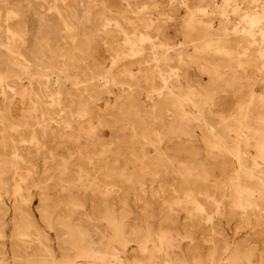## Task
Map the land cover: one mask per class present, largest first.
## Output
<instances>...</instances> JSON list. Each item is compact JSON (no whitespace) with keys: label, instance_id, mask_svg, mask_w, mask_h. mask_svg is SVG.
Returning a JSON list of instances; mask_svg holds the SVG:
<instances>
[{"label":"rangeland","instance_id":"rangeland-1","mask_svg":"<svg viewBox=\"0 0 264 264\" xmlns=\"http://www.w3.org/2000/svg\"><path fill=\"white\" fill-rule=\"evenodd\" d=\"M263 3L0 0V264H264Z\"/></svg>","mask_w":264,"mask_h":264},{"label":"bare ground","instance_id":"bare-ground-1","mask_svg":"<svg viewBox=\"0 0 264 264\" xmlns=\"http://www.w3.org/2000/svg\"><path fill=\"white\" fill-rule=\"evenodd\" d=\"M126 1V0H125ZM256 2H258V1H256ZM144 5H145V3H143ZM262 4V3H261ZM260 4V5H261ZM264 4V3H263ZM6 5V4H5ZM256 6V5H255ZM262 7V6H261ZM9 9V8H8ZM260 9H263V8H260ZM8 12V11H7ZM132 13V12H131ZM225 13V12H224ZM10 16V15H9ZM3 19V18H2ZM5 19V18H4ZM245 20V19H244ZM246 20H247V17H246ZM249 20L250 21H257L256 20V18L254 17V18H249ZM249 20H247L248 22H249ZM21 21V20H20ZM6 22V21H5ZM3 23V22H2ZM11 24V23H10ZM24 24V23H23ZM237 24V23H236ZM249 25V24H248ZM24 26H26V25H24ZM23 26V27H24ZM247 26V25H246ZM250 26V25H249ZM259 28V27H258ZM8 29V28H7ZM65 29V28H64ZM253 29V28H252ZM5 30H6V28H5ZM10 30V29H9ZM246 30V29H245ZM244 30V31H245ZM262 30V29H261ZM1 31V30H0ZM241 32V31H240ZM237 33V32H236ZM132 34V33H131ZM238 34V33H237ZM11 35V34H10ZM7 36V35H6ZM63 36V35H62ZM146 37V36H145ZM145 37H141V40L143 41L144 40V38ZM261 37V36H260ZM146 39H148V38H146ZM6 41V40H5ZM239 41V40H238ZM7 42V41H6ZM140 42V41H139ZM23 43V42H22ZM141 43V42H140ZM251 44V43H250ZM249 44V45H250ZM54 46V45H53ZM130 46H131V49H133V48H135V47H137V45L135 44V43H133V42H130ZM5 50V49H4ZM152 51V50H151ZM149 52V51H148ZM33 56V55H32ZM153 57V56H152ZM21 58V57H20ZM57 58V57H56ZM60 58H61V56H60ZM14 59V58H13ZM35 59V58H34ZM262 59V58H261ZM155 61H156V59H154ZM9 61V60H8ZM11 61V60H10ZM261 61V60H260ZM263 61V60H262ZM28 62V61H27ZM30 63V62H29ZM24 64H25V62H24ZM61 64V63H60ZM155 64V63H154ZM261 65H262V63H261ZM161 66V65H160ZM9 68V67H8ZM12 68V67H11ZM2 69V68H1ZM10 69V68H9ZM19 70V69H18ZM17 72V71H16ZM18 73H20V72H18ZM26 73V72H25ZM116 76V75H115ZM117 77V76H116ZM128 77V76H127ZM118 78V77H117ZM161 78V77H160ZM160 83V82H159ZM163 83V86H164V88L168 91V92H170V93H173V91H172V88L171 87H169L168 85H167V83H166V81H165V79L164 78H161V84ZM253 83V82H252ZM14 84V83H13ZM254 84V83H253ZM13 89V88H12ZM10 91V90H9ZM153 92H156V90L155 89H153L152 90ZM160 94V93H159ZM176 98V97H175ZM30 99V98H29ZM178 99V98H177ZM180 100V99H179ZM178 100V101H179ZM152 103V102H151ZM155 103V102H154ZM153 103V104H154ZM116 115V114H115ZM193 117V116H192ZM199 117V116H198ZM195 118V117H194ZM200 118V117H199ZM198 119V118H197ZM201 119V118H200ZM28 130V129H27ZM240 131H241V129H240ZM28 132V131H27ZM242 133H243V131H241ZM31 133H32V131H31ZM157 134V133H156ZM240 135V134H239ZM215 136V135H214ZM10 139V138H9ZM16 140V139H15ZM11 142V141H10ZM16 142V141H15ZM14 143V142H13ZM33 143V142H32ZM10 147V146H9ZM11 148V147H10ZM49 149V148H48ZM240 151V150H239ZM13 153V152H12ZM11 153V154H12ZM7 157V156H6ZM235 159H236V162H237V165H239L240 164V161H239V156H238V154H236L235 156ZM150 160V159H149ZM12 168V167H11ZM13 174V173H12ZM180 174V173H179ZM238 175V171L236 172V174H235V176H237ZM239 176V175H238ZM234 180V179H233ZM261 182V181H260ZM263 183H264V181H263ZM232 190H233V193L236 195V197H238L239 199H241L240 197H241V194H242V189H241V187L237 184V182L236 181H232ZM256 186V185H255ZM258 189V188H257ZM259 190V189H258ZM251 192V191H250ZM254 194V193H253ZM192 196V195H191ZM238 200V199H237ZM243 200V199H242ZM245 200V199H244ZM238 202V201H237ZM242 203L244 204V202H241V200L238 202V204H239V206H242ZM186 205V204H185ZM40 207H41V204L39 205ZM38 206V207H39ZM57 206V205H56ZM111 209H112V205H108ZM236 206H237V204H236ZM39 207V208H40ZM199 207H200V205H199ZM246 208H247V206H246ZM251 208V207H250ZM195 210H198V207H195L194 208ZM252 209V208H251ZM240 210H241V208H240ZM41 211L43 212V213H45V210L42 208L41 209ZM118 211V210H117ZM198 211H200V210H198ZM247 211H249V210H247ZM47 213H49V212H47ZM58 213H60V212H58ZM167 213V212H166ZM29 214V213H28ZM63 214V213H62ZM45 216V215H44ZM77 216V215H76ZM28 219V218H27ZM170 219V218H169ZM22 220H23V218H22ZM57 221L56 222H62L59 218L58 219H56ZM80 220V219H79ZM14 221V220H13ZM164 221V220H163ZM58 223H56L55 224V231L57 232V237H59V240H60V242L62 243L64 240H66V238L68 237V235H69V230L66 228H64L63 226H61V225H57ZM164 223V222H163ZM243 223V222H242ZM161 224V223H160ZM163 225V224H162ZM161 225V226H162ZM163 228V227H162ZM53 229V230H54ZM88 229V228H87ZM160 229H161V227H160ZM159 229V230H160ZM54 231V232H55ZM254 233V232H253ZM54 234V233H53ZM14 235V234H13ZM220 237V236H219ZM215 238V237H214ZM63 245V244H62ZM44 246V245H43ZM61 246V245H60ZM217 246V242H213V247L215 248ZM195 247H197L196 245L195 246H193L192 247V250H193V252L195 253V251H197V250H199V249H197V250H195L194 251V249H195ZM43 248V247H42ZM168 248V247H167ZM191 248V247H190ZM189 248V249H190ZM194 248V249H193ZM62 249L64 250H66V248H64V246H62ZM216 249V248H215ZM43 250L46 252L47 251V248H46V245L44 246V248H43ZM59 250V249H58ZM61 250V249H60ZM59 250V251H60ZM84 250V249H83ZM209 250V249H208ZM208 250H207V252H208ZM183 251V250H182ZM216 251H218V250H216ZM51 252V251H50ZM193 252H191V253H193ZM199 252V251H198ZM211 252V251H210ZM183 253V252H182ZM201 253V252H200ZM215 251L213 250V252L210 254V259H209V257H208V255H207V257L206 258H208V260L210 261V263L212 262L213 263V259H214V257H216L217 256V254H216V256H215ZM180 254V253H179ZM208 254V253H207ZM95 253L93 252V251H91V254L89 255V256H92V257H95ZM154 255V254H153ZM175 255V254H174ZM193 255V254H192ZM195 255H196V253H195ZM190 256V255H189ZM206 258H204V259H206ZM156 260V259H155ZM165 261V260H164ZM205 261V260H204ZM215 262V261H214ZM211 263V264H212ZM246 263V262H245ZM248 263V262H247ZM262 263V262H261ZM168 264V263H167Z\"/></svg>","mask_w":264,"mask_h":264}]
</instances>
